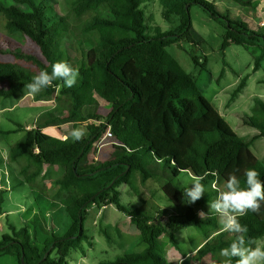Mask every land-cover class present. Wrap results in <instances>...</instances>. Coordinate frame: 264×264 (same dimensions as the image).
<instances>
[{"label":"trees","instance_id":"trees-1","mask_svg":"<svg viewBox=\"0 0 264 264\" xmlns=\"http://www.w3.org/2000/svg\"><path fill=\"white\" fill-rule=\"evenodd\" d=\"M240 1L252 4L250 0ZM77 2L85 8L106 2L119 3L121 19L106 22L97 30L95 38L89 40L85 61L78 68L76 84L61 91L74 112V118L66 122L75 121L77 116L85 121L84 111L89 119L100 122L103 116L95 112L100 108L98 99L110 106L107 121L87 126L88 136L79 141L57 139L40 128L28 129L23 124L12 131L0 129V136L24 133L10 147L9 156L15 163H24L20 174L27 183L33 185L46 167H58L63 175L56 185L73 191L62 206L70 220L62 238L53 235L41 249L27 227L20 230L12 227L11 234H4L0 241V257H14L17 264H69L74 251L85 254L84 244L93 246L85 229L92 204L100 209L115 206L137 228L140 242L145 245L140 252L125 253L101 264H174L161 254L160 239L170 232L172 245L177 248L175 235L186 228H196L206 239L195 254L196 261L219 255L235 236L220 229L216 213L202 218L198 211L216 198L218 189L212 185L222 186L229 173H235L243 184L244 170L252 168L264 181V163L251 149L254 140L264 138V101L257 100L252 115L243 118L244 124L258 131L252 141L245 140L206 99L195 78L184 71L167 48L181 41L193 42L192 5H199L213 18L222 16L207 0H159L163 18L170 23L176 18L178 26L165 33L156 27L152 36L146 24L143 0ZM0 15L4 29L30 39L39 47L48 65L33 54L4 50L2 44L0 55L31 61L48 72L64 56L71 64L70 56L62 50L67 33L65 20L49 0H12L10 3L0 0ZM224 19L227 27L224 46L234 44L254 49V72L258 71L264 61V35L251 30L245 22L225 16ZM192 58L198 64L197 58ZM33 76L30 70L0 59V99L20 97L24 85ZM245 83L246 79L242 80L235 97ZM61 84L63 81L54 80L39 98L53 96ZM109 128L125 153L90 172H82V163L96 151ZM30 167L35 168L34 172H29ZM135 173H140L143 182L164 180L160 190L177 211L168 223L154 222L149 212L122 203L119 189L123 185L133 189ZM182 173L204 177L202 183L209 188L204 200L188 203L184 199L182 193L186 187L174 182ZM5 193L0 190V205ZM238 219L247 227L248 237L264 238V204L258 214L247 212Z\"/></svg>","mask_w":264,"mask_h":264},{"label":"rangeland","instance_id":"rangeland-1","mask_svg":"<svg viewBox=\"0 0 264 264\" xmlns=\"http://www.w3.org/2000/svg\"><path fill=\"white\" fill-rule=\"evenodd\" d=\"M7 3L12 0H5ZM142 8L146 13V24L149 32L155 35V28L162 32H171L178 26L177 19L167 22L162 16V8L159 0H143ZM215 5L222 18H213L199 5H192L190 17L193 30V42L181 41L167 48L168 53L180 64L184 71L195 78L198 87L207 100L217 109L233 130L242 138L252 141L257 130L244 124L243 118L252 115V109L257 100L264 101V61L262 68L254 72V49L231 44L224 46L225 33L227 31L225 17L231 20H239L248 24L251 30L264 35V0H250L251 5L243 4L240 0H207ZM246 1V0H244ZM248 1V0H247ZM54 5L61 17L64 18L67 33L62 42V50L71 58V64L78 69L85 61V54L89 49V40H93L97 30L106 22L120 20L119 3L106 2L96 7L85 8L77 0H49ZM0 44L9 52L21 51L37 56L48 65L39 47L21 33H11L4 29L0 15ZM192 56L198 60L193 61ZM3 61L18 64L20 67L30 70L34 75L45 71L42 67L31 61L15 58L12 55H0ZM60 61H67L64 56ZM246 79L244 88L235 97L242 80ZM66 87L61 84L57 87L53 96L39 98L44 93L42 90L36 96H23L5 100L0 99V129L4 131L16 130L19 124L29 125L32 128H40L42 131L54 128L58 133L66 136L73 127H82L84 135L88 136L87 126L106 124V116L110 106L102 99L99 101V109L95 111L103 116L100 122L89 119L86 111L82 112V121L77 116L73 122H66L74 118L73 108L68 97L61 94ZM80 115V114H79ZM23 133L18 132L8 136H0V154L8 156L9 147L17 143ZM72 140L71 138H67ZM106 144L101 150L96 151L84 160L81 166L82 172H90L98 165L115 159L125 153V148L114 139L104 141ZM253 153L264 163V138L254 140L251 146ZM7 159V158H6ZM9 161V158H8ZM7 161V162H8ZM10 162V161H9ZM18 162L12 165L10 178L13 190L5 193L0 205V241L4 234H11V228L20 230L27 227L41 249L45 242L53 235L62 238L70 224L69 217L62 206L73 191L65 190L56 185L63 171L58 167H46L41 176L32 184L25 181L20 174L21 165ZM0 168H3L0 163ZM2 170V169H1ZM35 168L30 167L29 172ZM4 173V171H3ZM7 173V174H8ZM5 174V173H4ZM8 175L0 171V185L6 187ZM192 175L182 173L175 183L187 187ZM9 180V179H8ZM163 179H150L142 181L140 173L133 177V189L123 185L120 187L122 203L128 207H139L149 212L154 222H169L170 216H176L177 211L160 190ZM221 190L222 186L217 185ZM214 189V184L212 185ZM206 198L209 188H205ZM1 190V189H0ZM204 212L202 218L209 213H215L208 209V204L200 208ZM201 217V216H200ZM219 227H223L220 218L216 215ZM85 229L91 237L93 246L84 244L85 254L74 251L69 264H101L113 261L116 257L125 253L140 252L145 245L140 242V233L131 224L129 218L119 212L115 206L102 209L92 204L88 208ZM232 234V233H229ZM174 247L170 240V232L161 237V254L174 264H216L223 259L220 255L209 256L202 262L195 260V254L205 243L204 234L196 228H186L176 233ZM264 239V238H263ZM0 264H17L14 257H0Z\"/></svg>","mask_w":264,"mask_h":264},{"label":"clouds","instance_id":"clouds-1","mask_svg":"<svg viewBox=\"0 0 264 264\" xmlns=\"http://www.w3.org/2000/svg\"><path fill=\"white\" fill-rule=\"evenodd\" d=\"M79 71L67 61H57L51 66V72L40 71L30 82L24 85L23 96H36L43 89L52 85L54 80L63 81L65 87H73L78 79ZM84 135L82 127H73L66 139L79 141ZM243 184L235 173H229L218 191L216 198L208 203V209L215 212L223 230L234 234L235 238L228 247L220 250L223 258L219 264H264V239H253L247 236L248 229L239 222L238 216L247 212L259 213L264 204V181L258 171L252 168L244 170ZM204 177H195L189 181L183 194L188 203H195L206 191L202 183ZM202 217L204 212H200Z\"/></svg>","mask_w":264,"mask_h":264},{"label":"crops","instance_id":"crops-1","mask_svg":"<svg viewBox=\"0 0 264 264\" xmlns=\"http://www.w3.org/2000/svg\"><path fill=\"white\" fill-rule=\"evenodd\" d=\"M261 68H262V65H261ZM25 126H27L28 129L32 128V126H29V125H25ZM43 132L46 133L47 135H50V136L54 137V138L61 139V140H67V139L64 138V135H62L61 133H58L57 130H55L54 128H51V130H49V132H47L46 130L43 131ZM21 133H23V132H21ZM257 134H258V131L255 134V136ZM9 151H10V147H9ZM8 158H9L10 162L8 161ZM0 163H2V166H3V168H0V171L5 176L6 175H8V176L10 175L8 172L11 171V169L13 168L12 165L16 164L15 162L11 161L10 156H9V152H8V156L7 157H5L4 153L0 154ZM9 168H11V169H9ZM3 171H4L5 174L3 173ZM6 182H7L6 187L1 184L0 185V189L4 190V191H7V193H9L11 190H13V184H12L10 176H9V178H7Z\"/></svg>","mask_w":264,"mask_h":264},{"label":"built area","instance_id":"built-area-1","mask_svg":"<svg viewBox=\"0 0 264 264\" xmlns=\"http://www.w3.org/2000/svg\"><path fill=\"white\" fill-rule=\"evenodd\" d=\"M114 136L111 132V129L109 128L107 133L105 134L104 138L98 143V149L101 150L106 144L104 141L113 139ZM217 183H214V189L217 188Z\"/></svg>","mask_w":264,"mask_h":264}]
</instances>
